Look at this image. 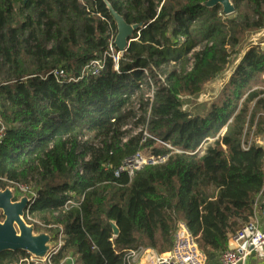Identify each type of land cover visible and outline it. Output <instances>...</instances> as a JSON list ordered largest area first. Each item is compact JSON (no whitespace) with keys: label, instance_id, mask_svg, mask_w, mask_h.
Segmentation results:
<instances>
[{"label":"trees","instance_id":"16d2710c","mask_svg":"<svg viewBox=\"0 0 264 264\" xmlns=\"http://www.w3.org/2000/svg\"><path fill=\"white\" fill-rule=\"evenodd\" d=\"M108 1L139 30L118 70L108 58L92 75L83 68L118 32L103 0H0V189L38 193L25 219L53 240L54 226L63 228L54 263L127 264L140 248L166 254L180 220L209 262L264 198V146L255 141L264 134V48L244 50L204 116L185 111L182 98L199 95L264 28V0H232L228 16L208 0ZM144 68L151 79L165 75L152 100ZM55 69L66 76L46 77ZM145 149L166 161L116 174ZM29 255L5 251L0 264Z\"/></svg>","mask_w":264,"mask_h":264},{"label":"built area","instance_id":"2783aa9c","mask_svg":"<svg viewBox=\"0 0 264 264\" xmlns=\"http://www.w3.org/2000/svg\"><path fill=\"white\" fill-rule=\"evenodd\" d=\"M123 52L116 49L114 42L111 41L108 50L97 59L91 60L84 68L83 74H99L105 67L107 59L111 58L114 62L115 69H119V61ZM148 76V81L151 86V78L149 77L148 69H142ZM52 75L59 80L66 76L63 69H55L49 72L47 76ZM150 94V100L153 98V91ZM5 126L0 120V141L4 136ZM252 140L244 143V147H249ZM257 143L258 140L255 139ZM261 144H264L261 142ZM176 152H182L179 149L172 148ZM149 152V151H148ZM166 156L157 157L151 152L137 151L135 154L126 157L116 174L127 173L132 177L144 165L156 164L166 161ZM19 196H28L30 203L29 208L34 204L38 197V193L34 188L25 184H17L13 186ZM72 204L71 201L68 204ZM29 218V210L26 215ZM27 221V220H26ZM264 198L258 207L253 220L244 225L231 239V246L228 250L220 254L221 264H244L247 259L253 255H264ZM43 225V224H42ZM56 229L57 239H52V248L45 258H38L32 255L21 259L20 264H57L54 263L53 257L58 253L63 245L64 230L61 226H54ZM143 257L148 259L147 264H207V259L204 253L200 250L194 236L189 231L186 223L182 220L178 221L177 227L173 233V246L171 251L166 254H159L151 248H140L131 250L127 255V264H137ZM59 264H78L74 256H68Z\"/></svg>","mask_w":264,"mask_h":264},{"label":"water","instance_id":"95a60500","mask_svg":"<svg viewBox=\"0 0 264 264\" xmlns=\"http://www.w3.org/2000/svg\"><path fill=\"white\" fill-rule=\"evenodd\" d=\"M103 1L117 25L118 32L114 45L118 51L124 52L139 30V25L129 24L108 0ZM216 5H221L227 16L235 12L232 0H208L204 3L208 8ZM29 203L30 200L26 195L17 198L13 187L0 189V253L25 251L38 258H45L49 254L53 246L52 235L45 230L37 231L35 224L26 221L25 215L30 209ZM114 231L115 234L119 233L116 226Z\"/></svg>","mask_w":264,"mask_h":264},{"label":"rangeland","instance_id":"374dc122","mask_svg":"<svg viewBox=\"0 0 264 264\" xmlns=\"http://www.w3.org/2000/svg\"><path fill=\"white\" fill-rule=\"evenodd\" d=\"M251 45H260L264 48V28L260 31L250 32L246 35L240 47V53L231 57L230 63L228 64L226 69L216 79L207 83L203 91L199 95H190L183 97V109L185 111H188L193 116H204L212 103H219L224 97V90L228 84L231 74L233 73L237 63L240 60L241 55L243 54L244 50ZM164 78L165 75H161L159 71L156 72V77L154 79H151L152 88H156L158 85L163 84ZM151 93L152 91L150 90L146 91L147 99L151 97ZM134 125V121H129L125 128L134 130ZM140 128L142 127L137 128L136 131H139ZM87 138H90L89 134ZM255 139L258 140V142L260 141L258 136L255 137ZM157 145H162L166 148H171L170 144L164 143L162 141L157 142ZM149 149H145L143 151L149 153ZM16 196L17 198L20 197L17 193ZM37 231L41 230L39 229Z\"/></svg>","mask_w":264,"mask_h":264},{"label":"crops","instance_id":"0c3cea01","mask_svg":"<svg viewBox=\"0 0 264 264\" xmlns=\"http://www.w3.org/2000/svg\"><path fill=\"white\" fill-rule=\"evenodd\" d=\"M258 137L260 141L264 143V134H259ZM261 142L258 144L264 146V144H261ZM262 201L263 198L261 197L260 204ZM263 228H264V223H263ZM147 261L148 259L146 257H143L142 260L137 264H147ZM207 264H221L220 255L216 256L213 260L207 262ZM244 264H264V255L253 254L247 259V261Z\"/></svg>","mask_w":264,"mask_h":264}]
</instances>
